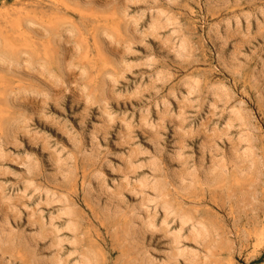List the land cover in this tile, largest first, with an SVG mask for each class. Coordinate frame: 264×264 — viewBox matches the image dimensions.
<instances>
[{"label":"rangeland","instance_id":"obj_1","mask_svg":"<svg viewBox=\"0 0 264 264\" xmlns=\"http://www.w3.org/2000/svg\"><path fill=\"white\" fill-rule=\"evenodd\" d=\"M6 217L0 264H264V0H0Z\"/></svg>","mask_w":264,"mask_h":264},{"label":"bare ground","instance_id":"obj_2","mask_svg":"<svg viewBox=\"0 0 264 264\" xmlns=\"http://www.w3.org/2000/svg\"><path fill=\"white\" fill-rule=\"evenodd\" d=\"M181 55L185 54L186 53V49H185V46L184 44H182V47H181ZM215 149V148H213ZM216 151H217V148H216ZM249 153H252V149L249 147L247 148V150H245V153L244 154H239L237 151L235 152H232L229 156V159H231V162H234L235 164H241L242 162H245L246 160V156L249 155ZM155 165V164H153ZM227 165V162L225 159H222V160H214L213 161V164L211 166V170H210V173H213L215 172V170H222L226 167ZM28 167L29 169L31 170V168H33V163L29 162L28 164ZM158 166L155 165V168H157ZM176 178L177 180L180 182V184L182 186H186L187 185V182L190 181V183H193L197 180V173H196V170L192 171L191 173H185V174H182L180 176H177L176 175ZM147 181H144L143 182V186L142 189L146 188L147 187ZM153 190H154V193H155V197L153 198L155 201L156 200H163V198L165 197V194L163 192V187H162V184L159 181H157L154 186L152 187ZM151 199V200H153ZM150 199L146 200V202H151ZM145 202V201H144ZM163 208L168 212L169 210H171L170 208V205L169 203L165 202L163 200ZM109 205H114L115 204V207L117 211H119L122 207H124V203L122 200H116V202L114 203V201H109L108 203ZM142 205L144 204L143 202L141 203ZM136 209V208H135ZM182 221L183 222H188V221H191V217L188 215V214H185L183 215L182 217ZM139 219V218H138ZM137 219V221H138ZM147 227L144 228V232L146 230H151L153 229V223L147 225ZM14 228V227H13ZM13 228L10 227L9 225V221H8V218H4L3 220V223L0 225V239H3V240H10L11 237L13 236L14 232H13ZM204 226L202 225V223H197L194 227V230H193V235H194V241L196 243H198L199 241H201L202 239H204L205 237V232H204ZM43 230V229H42ZM143 233V231L141 232ZM181 235H177L175 238H174V243H180L181 241ZM261 236L262 238H264V231L261 233ZM17 237V236H16ZM35 243L34 241H32V244ZM181 256H184L187 260H190L194 257L193 253L192 252H187V251H182V252H179L177 254H175L173 256V258H170L169 260L170 261H178V258L181 257ZM56 264V263H55ZM81 264H87L85 262V260H83L81 262Z\"/></svg>","mask_w":264,"mask_h":264}]
</instances>
